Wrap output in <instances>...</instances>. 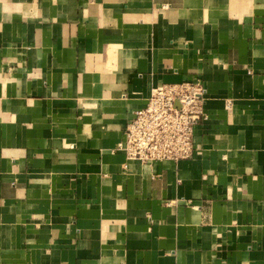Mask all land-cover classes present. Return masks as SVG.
Returning a JSON list of instances; mask_svg holds the SVG:
<instances>
[{"label":"crops","instance_id":"crops-1","mask_svg":"<svg viewBox=\"0 0 264 264\" xmlns=\"http://www.w3.org/2000/svg\"><path fill=\"white\" fill-rule=\"evenodd\" d=\"M196 78L192 157L116 149ZM0 264H264V0H0Z\"/></svg>","mask_w":264,"mask_h":264},{"label":"built area","instance_id":"built-area-1","mask_svg":"<svg viewBox=\"0 0 264 264\" xmlns=\"http://www.w3.org/2000/svg\"><path fill=\"white\" fill-rule=\"evenodd\" d=\"M206 103L201 78L153 87L147 103L126 124L116 149L144 163L192 157L195 127L208 118Z\"/></svg>","mask_w":264,"mask_h":264}]
</instances>
